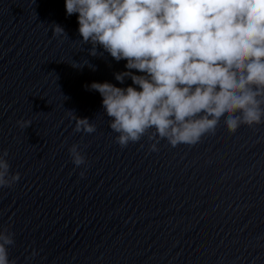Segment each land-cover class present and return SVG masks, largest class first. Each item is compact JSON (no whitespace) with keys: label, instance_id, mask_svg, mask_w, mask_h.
<instances>
[{"label":"water","instance_id":"water-1","mask_svg":"<svg viewBox=\"0 0 264 264\" xmlns=\"http://www.w3.org/2000/svg\"><path fill=\"white\" fill-rule=\"evenodd\" d=\"M65 5L0 0V153L8 152L10 175L20 174L0 187V231L14 233L9 259L264 264V123L232 133L222 118L197 144L162 139L157 151L150 130L121 147L89 86L131 85L115 79L126 61L102 47L91 55L78 13L67 15ZM54 25L66 34L54 35ZM73 115L96 131H75ZM74 144L83 165L73 163Z\"/></svg>","mask_w":264,"mask_h":264},{"label":"clouds","instance_id":"clouds-1","mask_svg":"<svg viewBox=\"0 0 264 264\" xmlns=\"http://www.w3.org/2000/svg\"><path fill=\"white\" fill-rule=\"evenodd\" d=\"M65 6L67 15L78 13L91 55L102 47L126 61L127 70L115 79L123 84L130 78L131 85L89 86L101 94L121 147L150 130L157 151L162 139L173 147L197 144L215 134L222 118L232 133L264 123V0H66ZM53 34L66 33L54 25ZM73 119L75 131H96L88 118ZM69 151L76 166L86 163L79 145ZM7 156V150L0 153V187L20 180L19 173L10 175ZM13 237L0 231V264H15L7 249Z\"/></svg>","mask_w":264,"mask_h":264}]
</instances>
